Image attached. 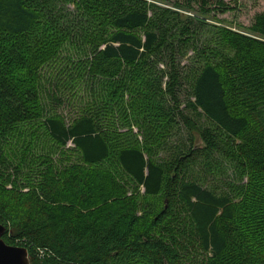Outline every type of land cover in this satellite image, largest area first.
<instances>
[{
	"label": "trees",
	"instance_id": "1",
	"mask_svg": "<svg viewBox=\"0 0 264 264\" xmlns=\"http://www.w3.org/2000/svg\"><path fill=\"white\" fill-rule=\"evenodd\" d=\"M163 1L168 0H0V126L39 120L58 144L72 143L85 165L115 157L146 196L161 198L157 211L146 213L148 220L137 215L132 198L127 206L117 200L106 205L98 217L62 200L92 207L110 198L111 190H99L95 177L118 189L108 169L71 165L59 175L51 172L25 193L33 206L30 215L15 216L14 205L0 202V222L7 227L3 239L27 247L30 264H264V12L247 33L221 28V43L231 52L203 63L182 108L179 92L186 75L177 56L197 33L193 19L182 20L180 10L207 14L212 3L180 0L164 7ZM65 42L88 51L91 79L109 83L113 96L123 98L122 90H129L137 116L148 115L166 130L181 129L182 123L190 135L188 148L178 147L166 163L136 142L120 145L121 134L106 126L105 96L101 106L73 117L57 111L43 115L40 67ZM207 53L198 50L200 57ZM46 93L53 104L63 103L58 85ZM202 116L210 126L198 125ZM195 131L202 145L195 143ZM225 135L240 143L231 145ZM218 154L240 180L248 176L232 193L206 187V179L192 169L200 157L209 159L208 170L220 168ZM0 171L8 182L22 172L1 147ZM37 250L45 251L44 259L34 255Z\"/></svg>",
	"mask_w": 264,
	"mask_h": 264
},
{
	"label": "rangeland",
	"instance_id": "2",
	"mask_svg": "<svg viewBox=\"0 0 264 264\" xmlns=\"http://www.w3.org/2000/svg\"><path fill=\"white\" fill-rule=\"evenodd\" d=\"M176 1L180 0H168L159 4L164 7H173ZM219 1H223L225 6H220ZM210 2L212 3L209 6L211 11L207 14L193 10H180L182 20L191 21L193 19L191 27L197 33L192 36L191 41L183 50V54L177 56L179 67L186 75L183 78L179 92L182 108L192 96L191 83L194 80V74L203 63L205 61L218 62L223 54L231 52L226 44L221 43L223 41L220 34L221 28L247 33L248 27L254 22L255 16L264 12V0H210ZM70 7L73 8V5ZM196 9L199 10V7H196ZM201 49L207 50V55L200 57L198 50ZM87 52L85 49L79 50L70 42H65L56 54L40 67L43 115H51L57 111L63 112L68 117H73L76 112L89 106H101V99L105 96L108 97L109 110L106 126L110 132L121 134V143L118 142L120 145L136 142L152 151L151 155L154 159L166 163L174 159L178 147L188 148L190 135L182 123L179 124L181 129L176 126L173 129L169 130L167 128L166 130L164 124L153 123L152 118L148 115L137 116L135 107L129 105L131 101L129 90H122L124 91L123 98H118L113 96L114 88L109 87V83L103 84L100 77L93 76L91 79L88 73V63H85V61L91 59L92 56H86ZM52 85H58L63 99L62 104H53L47 97L46 92ZM196 120L200 127L210 126V122L204 116ZM40 124L37 120L33 124L16 122L10 125L11 128L7 129L0 126V147L9 154L15 165H20L22 169L18 178H14V181L10 182L6 180L7 177L0 171V202L14 205L15 216H17L16 212L18 213V211L21 212L20 214H27L28 216L33 210V206L29 203L25 193L37 186L39 182L45 179L46 175L51 172L59 175L65 167L71 165H83L88 171L106 168L119 187L114 190L113 182H107L108 179H105V181L101 175H98L95 176L98 177L97 187L102 191L105 188L110 189L112 192L110 198L92 207L79 204L77 200L73 202L70 199L62 200L64 201L62 202L63 205H73L74 208L83 212L94 211L98 217H103L106 205L109 206L117 200L122 206H127L128 199L132 198L130 205H133L137 215L142 216L144 220L149 219L147 212L157 211L161 198L146 196L143 187L137 186L135 181L120 167L115 157H110L97 165H85L81 159V154L72 143L61 146L46 133ZM153 126L154 128L155 126L158 127L153 130ZM194 137L196 144H203L199 131L194 132ZM227 138L231 145L240 143L238 138ZM204 158H198V162H195L192 169L195 173L199 172L202 179H206V183H204L206 187L215 189L217 193H232L231 189L239 182L240 186L248 182L247 175L241 180L237 177L234 167L226 165L221 154H218L221 163V167L218 169L211 168L212 170H208L206 163L209 162V159ZM213 161L216 163V155L213 157ZM9 173H6V175ZM240 199L241 197L236 202H239ZM111 208L116 209V205L111 206ZM8 223L9 227H12V221ZM10 230L9 233L12 235L13 233ZM11 237L13 239L19 238L13 235ZM22 239L25 240V238ZM18 240L21 241L20 238ZM34 255L39 259H44L45 252L37 250Z\"/></svg>",
	"mask_w": 264,
	"mask_h": 264
},
{
	"label": "water",
	"instance_id": "3",
	"mask_svg": "<svg viewBox=\"0 0 264 264\" xmlns=\"http://www.w3.org/2000/svg\"><path fill=\"white\" fill-rule=\"evenodd\" d=\"M7 227L0 222V264H30L29 249L25 246L10 245L4 239ZM165 264H169L165 261Z\"/></svg>",
	"mask_w": 264,
	"mask_h": 264
},
{
	"label": "built area",
	"instance_id": "4",
	"mask_svg": "<svg viewBox=\"0 0 264 264\" xmlns=\"http://www.w3.org/2000/svg\"><path fill=\"white\" fill-rule=\"evenodd\" d=\"M40 251L45 252L44 250H40Z\"/></svg>",
	"mask_w": 264,
	"mask_h": 264
}]
</instances>
